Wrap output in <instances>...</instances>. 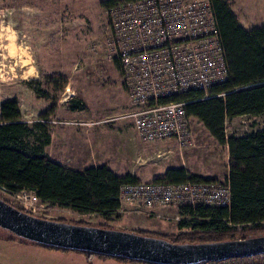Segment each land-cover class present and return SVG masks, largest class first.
<instances>
[{"label":"rangeland","instance_id":"rangeland-1","mask_svg":"<svg viewBox=\"0 0 264 264\" xmlns=\"http://www.w3.org/2000/svg\"><path fill=\"white\" fill-rule=\"evenodd\" d=\"M102 1L0 0V123L2 103L17 99L22 106L20 121L27 126L23 142L32 154L48 157L49 153L57 152L53 146L49 148L50 135L63 126L73 132L68 137L81 138V145H69L72 151L65 159L76 170L106 164L119 175L131 174L137 181H153L163 178L170 168L185 167L191 174L226 183L229 146L220 143L198 118L191 117L193 146L180 147L170 141L145 142L140 138L127 116L132 107L120 62L107 58L105 43L113 17L111 8L103 7ZM235 2L241 11L234 13L247 30L264 25V0ZM33 56L41 67L48 63L53 73L33 78L30 70ZM53 118L95 124L59 125L50 122ZM263 121L264 116L252 114L227 118L226 136L258 131ZM79 147L80 152L74 150ZM0 196L21 208V203L2 189ZM37 216L140 230L149 235L187 231L190 228L181 229L180 222L195 221L180 207L161 208L155 213L108 214L94 210L78 212L45 203ZM0 237L19 239L2 227ZM5 243L13 246L0 249V264H136L99 254L82 253L80 259L77 254L64 257L59 253L62 250L53 248L50 249L59 252L37 256L28 244L19 240Z\"/></svg>","mask_w":264,"mask_h":264},{"label":"trees","instance_id":"trees-1","mask_svg":"<svg viewBox=\"0 0 264 264\" xmlns=\"http://www.w3.org/2000/svg\"><path fill=\"white\" fill-rule=\"evenodd\" d=\"M129 1L134 0H104L101 4L105 8H112ZM210 3L225 50L229 78L226 82L211 87L208 95L204 91L192 90L171 99L189 101L188 114L201 120L220 143L228 144L230 168L227 183L231 188L232 201L229 206L224 207L181 206V210L193 216L195 221H181L180 228L190 230L177 234L160 235L150 232L149 235L140 230L124 231L174 243L218 242L264 235V121L258 131L245 136L227 137L225 133L227 118L247 114L264 116V25L247 30L240 24L228 1L210 0ZM21 115L17 99L2 103L0 184L14 192L23 188L32 189L43 203L59 204L78 212L94 210L112 214L119 207L116 196L121 184L137 182L136 178L131 174L119 175L106 164L74 170L40 153L28 152L23 142L27 126L20 121ZM158 180L214 181L210 177L191 174L185 167L170 168L163 178L156 179ZM57 221L95 226L83 222ZM96 227L116 229L108 226ZM40 245L88 255L111 256L136 264H164L87 250ZM193 264H264V253Z\"/></svg>","mask_w":264,"mask_h":264},{"label":"built area","instance_id":"built-area-1","mask_svg":"<svg viewBox=\"0 0 264 264\" xmlns=\"http://www.w3.org/2000/svg\"><path fill=\"white\" fill-rule=\"evenodd\" d=\"M113 24L105 47L109 60L118 59L132 109L127 113L145 142L194 145L187 100L173 96L208 91L229 78L225 50L210 0H134L111 8ZM51 123L69 125L68 120ZM73 124H95L75 121ZM21 208L39 215L45 203L29 188L11 191ZM113 213L198 205L229 206V183L168 180L123 183ZM158 216H161L158 214ZM44 218V217H43Z\"/></svg>","mask_w":264,"mask_h":264},{"label":"water","instance_id":"water-1","mask_svg":"<svg viewBox=\"0 0 264 264\" xmlns=\"http://www.w3.org/2000/svg\"><path fill=\"white\" fill-rule=\"evenodd\" d=\"M0 227L31 242L164 264H193L264 253V235L218 242L174 243L131 231L39 217L1 197Z\"/></svg>","mask_w":264,"mask_h":264},{"label":"crops","instance_id":"crops-1","mask_svg":"<svg viewBox=\"0 0 264 264\" xmlns=\"http://www.w3.org/2000/svg\"><path fill=\"white\" fill-rule=\"evenodd\" d=\"M231 2V7L233 9V11H241V9L239 8V6L236 4L235 0H227ZM236 14V12H235ZM237 15V14H236ZM237 18L240 22V24L245 28V25L243 24L242 20H240L239 16L237 15ZM45 66L41 67L39 62H37V60L35 59V57L33 56L32 61H31V66H30V70L32 72V77L33 78H37L41 76V73L44 74H50L53 73L51 72V68L50 65H48V63L44 64ZM20 110L22 113V106L20 105ZM70 133H73L72 131H68V127H57L53 130V132L50 135V140H49V148L53 146V149L57 150L53 151L52 153H49L48 158L54 161H57L59 163H61L62 165H64L67 168H71L76 170L77 168L71 166L68 162H66V157H67V153L70 151H72V148L69 147L70 144H78L81 145V138H70L68 137V135ZM74 150H78L80 152V147L78 148H74ZM91 166H98V165H91ZM79 170V169H78ZM81 170V169H80ZM216 178V177H214ZM10 241V240H19L21 244L30 246V248H32V250L35 252V254L37 256H42L43 254H53L54 252H59V251H55L53 249H50V247H46L37 243H32L31 241L19 238L16 239L15 237H0V249L5 248L6 246L12 247L13 245H9L6 244L5 241ZM14 245L18 246H22V245H18L16 242H11ZM31 244V245H29ZM56 250H61V249H56ZM76 252V253H75ZM61 256H68L69 254H77L75 256H77L76 258L80 259L83 258L82 253L74 251V250H62L61 252H59ZM57 254V253H55Z\"/></svg>","mask_w":264,"mask_h":264}]
</instances>
